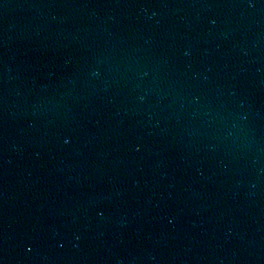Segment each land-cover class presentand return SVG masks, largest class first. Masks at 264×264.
<instances>
[{"label": "water", "instance_id": "1", "mask_svg": "<svg viewBox=\"0 0 264 264\" xmlns=\"http://www.w3.org/2000/svg\"><path fill=\"white\" fill-rule=\"evenodd\" d=\"M0 264H264V0H0Z\"/></svg>", "mask_w": 264, "mask_h": 264}, {"label": "snow or ice", "instance_id": "2", "mask_svg": "<svg viewBox=\"0 0 264 264\" xmlns=\"http://www.w3.org/2000/svg\"><path fill=\"white\" fill-rule=\"evenodd\" d=\"M249 6L251 7V4H249ZM64 142H65V143H68V141H67V140H65Z\"/></svg>", "mask_w": 264, "mask_h": 264}]
</instances>
